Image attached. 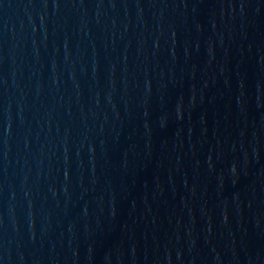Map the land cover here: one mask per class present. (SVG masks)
<instances>
[{
  "label": "water",
  "instance_id": "obj_1",
  "mask_svg": "<svg viewBox=\"0 0 264 264\" xmlns=\"http://www.w3.org/2000/svg\"><path fill=\"white\" fill-rule=\"evenodd\" d=\"M0 264H264V0H0Z\"/></svg>",
  "mask_w": 264,
  "mask_h": 264
}]
</instances>
